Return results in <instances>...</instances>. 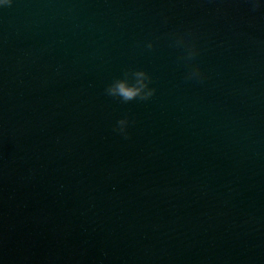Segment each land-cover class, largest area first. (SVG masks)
<instances>
[{
    "label": "water",
    "instance_id": "obj_1",
    "mask_svg": "<svg viewBox=\"0 0 264 264\" xmlns=\"http://www.w3.org/2000/svg\"><path fill=\"white\" fill-rule=\"evenodd\" d=\"M255 3L0 8V264H264Z\"/></svg>",
    "mask_w": 264,
    "mask_h": 264
},
{
    "label": "clouds",
    "instance_id": "obj_2",
    "mask_svg": "<svg viewBox=\"0 0 264 264\" xmlns=\"http://www.w3.org/2000/svg\"><path fill=\"white\" fill-rule=\"evenodd\" d=\"M13 0H0V8L3 7H11ZM259 5L255 3L253 0V10H255ZM148 47L151 48L152 44L149 43ZM194 50H190L188 53L189 58L195 55ZM145 73L143 71L138 72L137 76H144ZM201 73L199 69L193 70L191 76H200ZM150 79V78H149ZM148 79V81H149ZM145 88H148V83H144L143 81H137L135 83L129 84L125 80H117L114 84L110 85L107 88V92L111 96H118L122 98L123 101H132L136 98H140L141 100H147L151 96L154 95L155 89H148L147 92L144 91ZM127 119H121L118 121V131L121 133L125 132V126L127 125Z\"/></svg>",
    "mask_w": 264,
    "mask_h": 264
}]
</instances>
